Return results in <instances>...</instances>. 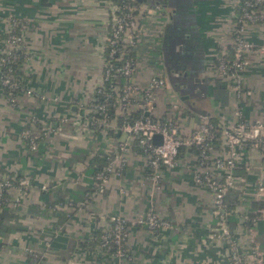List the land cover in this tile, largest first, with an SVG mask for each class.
<instances>
[{
  "label": "crops",
  "instance_id": "crops-1",
  "mask_svg": "<svg viewBox=\"0 0 264 264\" xmlns=\"http://www.w3.org/2000/svg\"><path fill=\"white\" fill-rule=\"evenodd\" d=\"M236 1L136 2L139 34L131 82L143 91L151 77L162 74L165 86L153 91L147 114L156 119L173 114L181 139L199 114L223 128L236 122L235 112L247 122L264 119V24L246 29L255 51L246 56L241 95H233L215 74L216 50L230 42ZM6 17L19 23L28 57L17 71L32 94H19L10 105L0 90V178L20 182L7 189L6 207L17 210L8 224L23 228L0 239V264H229L222 241L209 238L218 226L210 194L192 182V150L181 149L174 168L151 186L144 156L114 132V121L85 133L87 112L75 107L89 104L101 84L111 25L108 0H0V50ZM25 128L32 135L46 129L35 152L20 137ZM121 141L126 142L122 173L110 174L105 187L94 190V170ZM216 143L214 155L221 152V140ZM240 162L242 169L233 171L238 181L224 197L226 228L246 255L256 248L264 264V149L246 148ZM61 201L74 209L58 205ZM147 212L171 228L129 230L130 260L117 262L96 247V232L113 216L130 221ZM54 236L66 242L53 247Z\"/></svg>",
  "mask_w": 264,
  "mask_h": 264
},
{
  "label": "built area",
  "instance_id": "built-area-1",
  "mask_svg": "<svg viewBox=\"0 0 264 264\" xmlns=\"http://www.w3.org/2000/svg\"><path fill=\"white\" fill-rule=\"evenodd\" d=\"M237 13L234 14L230 24L228 46L219 48L214 57V69L217 78L229 85L233 95L240 96L243 89V75L246 71L248 53L253 50L252 44L246 38V29L249 25L264 24V0H237L235 4ZM108 9L111 13V25L106 39V53L103 61L102 80L95 90L92 101L86 106L77 104L75 108L87 112L83 118L86 135H92V127L107 129L111 120H107L106 111L109 106L117 107L123 114L130 113L135 107L143 116H139L120 127H113L114 132L121 133L127 141L133 142L139 153L145 158V181L151 186L160 181L164 170L174 168L181 149L192 150L195 154V167L192 173L194 185L206 190L212 199V213L217 222V232L209 238L222 241L228 253L229 264H260L262 254L256 248H250L246 255L238 242L228 233L226 220L229 215L225 194L234 189L237 178L233 171L241 162L242 151L246 148L264 149V119L247 122L241 119L240 113L235 112L236 122L230 128L213 125L209 117L199 114L197 124L187 138L181 139L177 134L173 114L170 117H148L152 107V94L158 88H164V77L156 74L150 78L147 89L140 91L131 82L134 72V54L139 34V24L136 18L138 5L135 0H108ZM6 31L1 39L0 66L16 62L13 54L18 51L22 59L26 60L28 52L20 32L19 23L13 18L3 20ZM259 51V50H258ZM15 69L17 70L16 66ZM6 70L0 74V85L7 88L10 96V105H14L17 95H31L22 80L16 82L12 73ZM175 111V103L170 104ZM89 112V113H88ZM144 114H147L146 116ZM34 117L30 122L36 123ZM60 123L63 119L59 120ZM41 132L45 133L41 128ZM42 133L32 135L25 128L20 137L30 152L38 149ZM159 136V143H153V137ZM221 140V152L213 154L217 140ZM126 142H118L111 155H105V165L92 176V187L101 190L105 187L110 174L120 175L124 169L123 154ZM103 158V157H102ZM11 179L0 178V193L7 191L11 186ZM20 185V182H19ZM88 194L86 195V197ZM18 202H15L17 204ZM82 203L79 204L80 207ZM70 203H67V207ZM253 222L254 220H248ZM143 227L156 233L170 229L165 220L147 212L133 220L126 221L113 216L109 224L102 230L98 249L109 255L115 261H128L130 254L125 247L129 230ZM29 264H35L30 262Z\"/></svg>",
  "mask_w": 264,
  "mask_h": 264
},
{
  "label": "trees",
  "instance_id": "trees-1",
  "mask_svg": "<svg viewBox=\"0 0 264 264\" xmlns=\"http://www.w3.org/2000/svg\"><path fill=\"white\" fill-rule=\"evenodd\" d=\"M112 1H115L116 2L117 0H112ZM236 13H237V9L235 11V14ZM216 51L218 52V49ZM13 54L16 56V62L13 63V64L6 63V64H3L2 66H0V74L1 75H4L6 73V70L7 69H9L10 71H13L15 69V66H16V68H18V66L24 61V59H22V55L18 51L14 52ZM0 58H1V56H0ZM12 75H13V79L16 82H18V80H22L19 72L16 69H15V72L12 73ZM0 90L8 98H10V97L13 96V93L10 96L8 95V93H10V91H8L7 88H5L4 86H1L0 85ZM116 109H117V107L116 108L115 107L113 108V107L109 106L107 108V111H106L107 120L108 121L109 120L114 121L116 127H120L121 125H123L125 123L132 122L133 120H135L139 116H143L142 113H140L138 110H136L134 112H131V113H128V114H123L122 112H119V114L116 115L115 114V112L117 111ZM148 117H151V116H148ZM209 120H210V122L213 125H215V123H213L210 118H209ZM90 129H93L94 130V132L92 134H94L95 132H97L99 130L98 128H95V127H92ZM105 163H106L105 162V158L103 156L102 161L100 162V164H98V166L94 170V173L97 172L98 170H100L105 165ZM237 168L238 169H242V164L241 163L238 164L237 165ZM11 182H12L11 183V186L21 187V186H19V184H18L17 181H12L11 180ZM57 203H58V205H63V204L67 205V203H70V202L68 201V202L63 203L61 201V202H57ZM6 205H7V197H6V191H4V192H1L0 193V239L7 237L9 234H12L14 232L22 231L23 230V228L20 227L18 224H8V221L10 219H12V216H11L12 213H15L17 210H9L6 207ZM53 205L54 204H52L50 206L48 205L46 207L52 208ZM72 205L73 204L70 203V206L69 207H71V208L74 209V206H72ZM102 230L103 229H101L100 231H97L96 232V235H95V238H96L95 245H96V247H98V245L100 243V235H101Z\"/></svg>",
  "mask_w": 264,
  "mask_h": 264
},
{
  "label": "water",
  "instance_id": "water-1",
  "mask_svg": "<svg viewBox=\"0 0 264 264\" xmlns=\"http://www.w3.org/2000/svg\"><path fill=\"white\" fill-rule=\"evenodd\" d=\"M135 1L137 3H140V2L145 3L146 2V0H135ZM144 115L146 116L147 114H144ZM152 141L154 144H158L159 143V136H154ZM58 242H64L65 243L66 238L64 236H54L50 245L54 247L55 243H58Z\"/></svg>",
  "mask_w": 264,
  "mask_h": 264
}]
</instances>
